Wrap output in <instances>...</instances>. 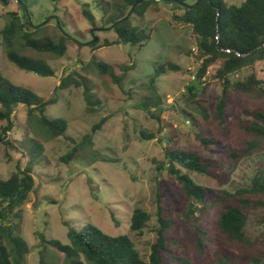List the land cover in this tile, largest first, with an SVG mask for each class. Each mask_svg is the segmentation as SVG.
<instances>
[{
    "label": "rangeland",
    "instance_id": "obj_1",
    "mask_svg": "<svg viewBox=\"0 0 264 264\" xmlns=\"http://www.w3.org/2000/svg\"><path fill=\"white\" fill-rule=\"evenodd\" d=\"M197 1L190 0V4ZM224 1L229 6H240L246 0ZM24 2L29 7L33 26L44 24L45 34L58 40L57 19H60L64 32L74 41L68 44L67 55L62 59L32 50L21 51L18 47L21 54L44 59L55 70V77L43 78L22 71L11 63L0 38V72L3 76L17 86L30 89L44 100L57 94V104L49 106L46 114L52 120L65 119L69 123L68 138L50 140L37 137L45 146V152L39 160L32 161L29 149L33 130L26 107L20 105L13 115L15 128L9 134L15 149L0 146V180H8L18 169L29 167L35 179V189L23 206V219L18 230L30 248L26 264H40L43 249L39 234H44L49 241L57 240L65 245L70 243L65 223L77 230L92 224L112 237L128 235L142 258L149 260L151 246L157 238L159 192L163 194L167 212H172V218L179 224L180 235L188 236L193 228L192 218H187L184 213L188 201L167 172L165 149L212 155L197 141L192 124L182 112L195 114L189 86H197L198 92L206 88L205 93H199L206 107L219 100L222 85L210 79L215 69L211 68L205 78L195 80L202 65L197 57L196 40L190 26L174 21V14L183 13L174 6L160 3L150 8L146 18H138L136 24L146 28V34L150 36L148 46L139 50L130 45L114 44L117 36L108 23L116 8L122 6L119 0ZM84 10L92 14L94 27L84 17ZM17 17L24 18L17 0L0 3V32ZM97 42L99 47L93 51L90 43ZM92 56L109 64L117 76L122 75L123 66H132L125 73L121 87L109 77L100 75L93 66L85 69ZM168 64L175 65L178 70L167 67L166 73L158 80L167 107L161 115V122H158L136 107L147 95L143 85L148 83L150 74ZM71 73L81 74L90 80L96 98L102 102L97 114L87 112L82 89L71 88L56 93L61 79ZM252 74L264 80V62L245 69L233 76L231 81L244 80ZM232 99L233 104L229 107L231 116L239 114L242 109L264 107V101L255 102L248 96L233 95ZM103 118H107V121L94 135L93 146L82 150L73 161L64 163L62 158ZM3 126L6 123L0 120V128ZM207 129L203 126L204 132ZM141 132L152 135L154 139H144ZM238 140L234 133L227 139H220L217 157H224L228 148L237 149ZM263 167L264 145L251 157L240 160L224 185L209 176L187 171L183 173L189 174L196 184L219 194L223 190L233 192L250 186L255 173ZM137 209L151 216L141 234L131 231V218ZM111 214L118 225L112 221ZM262 216L263 212L251 213L246 230L256 242L264 244ZM44 256L48 261L65 264L63 255L52 247L45 250Z\"/></svg>",
    "mask_w": 264,
    "mask_h": 264
},
{
    "label": "trees",
    "instance_id": "obj_2",
    "mask_svg": "<svg viewBox=\"0 0 264 264\" xmlns=\"http://www.w3.org/2000/svg\"><path fill=\"white\" fill-rule=\"evenodd\" d=\"M45 1L57 3L63 0ZM119 1L122 6L116 8L108 23L117 36L115 45L144 49L150 42V36L146 34V28L136 24L138 18H146L154 5L163 3L174 6L183 11L181 15L174 14V21L190 26L196 40L197 57L202 65L195 80L205 78L213 68L215 72L210 79L222 85V96L208 107L199 98V93H205L206 88L198 92L197 86H189L196 116L182 112L192 124L197 141L212 155L165 149L167 172L188 201L184 213L187 218H192L190 220L194 225L188 236L180 235L179 224L172 218V212H167L163 194L159 192L157 238L151 246L149 260L142 258L128 235L112 237L92 224L77 230L65 223L70 242L67 245L57 240L49 241L44 234H39L43 249L40 264H57L54 260H46L44 252L48 247L61 253L65 264H264V244L256 242L246 230L249 215L253 212H263L261 223L264 224V167L255 173L250 186L233 192L223 190L219 194L196 184L189 174L183 173L187 171L209 176L224 185L239 161L251 157L264 145V107L255 106L253 109H242L237 115L229 114L233 95L248 96L255 102L264 101V80H260L256 74L244 80L231 81L233 76L245 69L264 62V0H246L240 6H229L224 0H198L192 5L190 0ZM0 3H7V0H0ZM17 3L24 18L17 17L0 32L8 60L22 71L43 78L55 77L56 72L47 61L23 55L18 47L21 51L32 50L62 59L67 55L68 44L74 42L72 37L64 32L63 22L57 19L60 37L54 40L45 34L44 24L33 26L26 2L17 0ZM83 15L94 27L92 14L84 10ZM90 47L96 51L99 42L90 43ZM90 66L119 87L125 73L132 68L123 66L122 75L117 76L109 64L96 56H92L85 69ZM167 67L178 70L172 64L155 69L148 83L143 85L147 95L136 107L158 122H161V115L167 109L158 87V80L166 73ZM71 88L82 89L87 112L93 115L98 113L102 102L96 98L87 77L78 73L63 77L56 93ZM57 102V94L44 100L30 89L15 85L0 72V120L6 123L0 128V146L15 149L9 134L15 128L13 115L20 105L26 107L33 130L29 149L32 161L39 160L45 152V146L37 140L38 136L50 140L68 138L69 123L65 119L52 120L46 114L47 108ZM106 121L107 118H103L94 125L91 133L85 135L62 161H73L82 150L92 147L94 135ZM203 126L208 128L206 132ZM233 133L239 138L238 148H228V153L218 158L220 139H227ZM141 135L146 140L154 139L145 132H141ZM34 189L35 179L30 167L18 169L8 180H0V264H26L30 248L18 230L23 219V206ZM111 218L118 225L113 214ZM150 220L151 216L146 211L135 210L131 218V231L141 234Z\"/></svg>",
    "mask_w": 264,
    "mask_h": 264
},
{
    "label": "water",
    "instance_id": "obj_3",
    "mask_svg": "<svg viewBox=\"0 0 264 264\" xmlns=\"http://www.w3.org/2000/svg\"><path fill=\"white\" fill-rule=\"evenodd\" d=\"M7 22H10V21H7ZM93 42H95V40Z\"/></svg>",
    "mask_w": 264,
    "mask_h": 264
}]
</instances>
